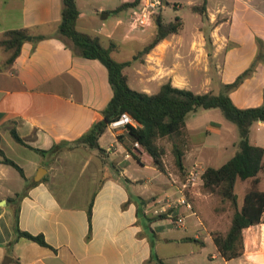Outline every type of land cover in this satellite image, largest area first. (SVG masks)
Instances as JSON below:
<instances>
[{"label":"crops","instance_id":"1","mask_svg":"<svg viewBox=\"0 0 264 264\" xmlns=\"http://www.w3.org/2000/svg\"><path fill=\"white\" fill-rule=\"evenodd\" d=\"M125 2L132 1L118 0L111 7L102 3L96 7L95 2L91 10L85 11L86 6L77 0V28L98 37L105 47L114 43L111 53L118 52L121 36L127 39L136 35L139 41L148 38L152 27L130 25L139 3L119 9ZM163 2L162 15L170 1ZM203 2L206 18L191 9ZM174 4L182 6L180 1ZM133 7L135 13L130 12ZM189 7L200 16L196 26L187 29L183 21L179 32L126 67L129 84L133 77L140 91L152 94L167 81L190 89L197 80L203 89L196 93H219L224 84L234 82L256 61L251 74L229 94L241 108L264 105V0H200ZM61 19L62 0H0V36L18 28H29L32 33L13 63H8L10 51L0 45L1 145L25 173L22 176L14 166L0 163V202L6 201L0 203V264H159L156 256L172 264H199L201 260L196 256L204 252L210 257L208 264H264V214L261 223L243 230V255L226 260L213 234L229 230L234 211L223 206L205 211L202 200L195 205L192 195L200 194L196 187L202 181L189 193L196 214L184 206L178 211L171 209L185 216L184 225H174L166 213H161L164 218H156L161 215L155 213L157 208L181 196L179 184L189 170L194 166L205 170L198 160L201 154L209 158L215 150L220 153L219 147L228 150L237 144L232 136L228 138L230 130L213 120L217 126L209 123L204 129L210 133L214 127L216 135L226 137L219 139L216 147L193 142L194 132L203 130L199 119L203 121L208 113L195 114L197 120L191 115L187 118L184 172L177 166L169 167L167 153L165 171L159 170L145 151L138 158L133 154L127 157L134 146L127 129L115 131L108 127L99 138L103 152L83 144L69 147L74 145L73 139L103 117L113 89L101 61L74 54L57 37ZM153 33L150 41L156 27ZM42 34L47 37L35 44L33 36ZM207 34L212 40L210 48ZM13 126L27 144L47 152L42 154L17 142L10 132ZM107 133L112 135L108 142ZM249 138L251 144L264 148V121L251 126ZM55 145L59 152L51 151ZM131 160L155 174L146 180L136 177ZM259 177L264 191L263 171ZM250 186V179L236 182L239 205ZM17 194L21 197L9 202ZM18 205L19 227L43 234L49 246L26 237L9 245L15 238L14 208ZM209 247L211 251L206 252Z\"/></svg>","mask_w":264,"mask_h":264},{"label":"trees","instance_id":"2","mask_svg":"<svg viewBox=\"0 0 264 264\" xmlns=\"http://www.w3.org/2000/svg\"><path fill=\"white\" fill-rule=\"evenodd\" d=\"M138 3L139 0L125 2L119 9L129 5L137 6ZM191 9L204 18L207 17L206 2L200 5H192ZM79 15L77 0H62V19L56 35L73 50L74 54L98 59L106 66L113 96L103 110V117L96 119L87 132L73 139L74 145L69 147L73 148L83 144L103 152L104 149L100 147L99 138L113 120L117 119L123 112H128L139 124L137 126L128 125L127 132L133 142L138 141L142 150L152 157L154 165L159 170L165 171L164 156L167 150L164 145L159 143V140L166 137L172 138L175 140L173 141L175 164L179 170L184 172L183 145L187 139L188 116L199 108H220L225 117L235 122L239 127V150L222 165L206 167L202 174V182L205 190L217 192L223 200L230 201L234 207L229 230L226 233L215 232L213 234L221 256L226 260H231L243 255V230L261 223L264 214V191L260 188L261 179L259 177V173L264 172V148L251 144L249 138L251 126L257 121H264V105L247 108L238 107L229 93L251 74L256 66V61L242 72L234 82L224 84L219 93L212 91L196 93L191 89L177 87L171 81H167L160 86L157 92L150 94L132 88L124 70L134 61L142 59L160 41L179 32L183 26L182 18L176 16L173 20L166 21L162 12L154 14L153 20L156 23L154 38L139 50L132 60L120 62L111 55L115 47L114 43L105 47L98 37L77 28ZM31 35L29 28L10 29L1 34L0 45L10 51L8 63L14 62L21 53L23 44ZM46 37L47 35L44 34L33 36V42L36 44ZM206 41L207 47L210 48L212 40L208 34ZM10 132L17 142L42 154L47 152L27 144L14 126L10 128ZM118 137L121 138V136ZM51 151L59 152L60 148L55 145ZM136 151L141 152L140 150ZM134 155L135 158H138L137 153ZM0 163L14 166L22 176H25L23 168L5 153L1 145V134ZM247 179L251 180V186L243 198L242 205H239L235 185L238 180ZM20 197L21 194H17L16 197L9 198V202L16 201ZM19 207L18 205L14 208L15 238L9 245H13L20 237H26L40 245L49 246L43 234H33L19 227ZM164 217L165 215L161 214L156 218ZM155 259L159 264H172L165 262L158 256Z\"/></svg>","mask_w":264,"mask_h":264},{"label":"rangeland","instance_id":"3","mask_svg":"<svg viewBox=\"0 0 264 264\" xmlns=\"http://www.w3.org/2000/svg\"><path fill=\"white\" fill-rule=\"evenodd\" d=\"M82 1V6L86 8H84V10L86 11V9L89 11L92 9L93 4L96 2V7L99 6V3L102 4H106L109 7H111L112 5L116 4L118 2V0H81ZM95 1V2H94ZM169 4H165V6L163 7V15L166 21H170L173 20L176 16H180L182 17L183 21H184V25L187 27V29L191 28V27H195L196 23H197V18L200 16H198L196 13L192 12L190 9V4L192 3H199L200 0H176V1H180L182 6L176 7L174 4L175 0H169ZM202 4V3H201ZM200 5V4H199ZM135 7H133L131 9L130 12L135 13ZM162 12V9H161ZM95 16H97L96 13H93ZM154 21V20H153ZM152 25V26H151ZM149 25L150 27H152V30H150L148 32V38L146 37L144 40H140L139 38L135 35V37H131V38H124L123 36L122 39L123 41L119 47V50L117 53H111L112 57L114 58V56L117 59L120 60H132L134 55L137 53L138 49L140 47H142V45H144L145 43H147L148 41H150V39L152 38V33L153 31H155V27H156V23L155 21L152 22V24ZM147 26V27H149ZM146 27V28H147ZM154 35V33H153ZM131 40H135L134 42ZM119 43V42H118ZM130 85L132 86V88L140 90L141 86H138L135 81L134 78L131 77L130 80ZM191 90H193L194 92H202V86H200V83L196 80H194L190 86ZM208 113L207 116H203L202 120L199 119L198 121V125L199 126H203V128H201L202 131H195L194 134H196V136L194 137L193 142L194 143H207L208 145H212L213 147H216V144H218V140L222 139V137H226L225 135H221L218 136L217 134V130L214 127L210 128V133L207 132L206 128L204 129V125L209 124V123H215V122H211L213 121H220L223 123V126L225 128H228L230 130V134L228 135V138H230V136L233 137L234 141H237L236 145L232 146L230 145L228 150H222L220 147V153L218 152V150H215L214 153H210V157L208 158L206 156V154H201L198 158V160L203 164V167H207V166H220L223 163H225L228 159H230L232 156H234L236 154V152L239 150V141H240V131H239V127L238 125L227 119L223 113V111L220 108H211V109H204V108H199L197 111L192 112L190 115V118L195 117L196 115H201V114H205ZM196 118V117H195ZM197 120V118H196ZM224 122H223V121ZM205 123V124H204ZM214 126H217L216 124H212ZM218 136V137H217ZM109 138H112V135L110 133H107V137L105 138V140L108 142ZM188 139V136L186 137ZM186 139V140H187ZM173 141H175L172 138H162L159 140V143L164 145L166 147L167 150V164L169 165V167L171 169L175 168V161H174V153H173ZM164 157V158H165ZM173 163V164H171ZM131 164L135 166V170H132V173L135 174L136 177H142L143 179H150L152 177V175L155 174V172L153 170H151L150 168H147L145 166L140 165L139 163H137L136 160H131ZM14 172H16L14 169H12ZM202 170V169H201ZM185 175V174H184ZM183 175V176H184ZM166 176L172 180L173 182V177L168 174L166 172ZM245 185H241L240 191L241 193L243 192V188ZM135 190V188H133ZM196 189L199 191L200 194L198 195H192V199L195 202V205H197L198 200H202L203 204H204V210L207 211L208 209H211L212 206H215L217 208H221L222 206L224 208H229L230 211H234L233 205L230 201H226L223 200L222 202V197L219 196V194L217 192H213L210 190H205L203 188V183L200 182L198 184V186L196 187ZM189 196V195H188ZM192 243L194 244V246H197L199 248V245L195 242L192 241ZM190 245V244H188ZM207 251H211V248L209 247ZM197 259L201 260V263L199 264H208V260L210 259V257H208L207 253H203L201 255H197L196 256ZM220 260V258H218ZM188 261H192L191 259ZM203 262V263H202ZM192 263V262H191Z\"/></svg>","mask_w":264,"mask_h":264},{"label":"built area","instance_id":"4","mask_svg":"<svg viewBox=\"0 0 264 264\" xmlns=\"http://www.w3.org/2000/svg\"><path fill=\"white\" fill-rule=\"evenodd\" d=\"M135 1V0H131ZM164 5L163 0H139V9L136 15L131 20V27L133 28H146L149 26L152 21L154 14H156L161 7ZM139 123L131 116L128 112H123L117 119L113 120L109 127L115 131L127 129L128 125L137 126ZM136 150H142V147L138 141L134 142L132 152L127 154V157H130L131 154H139L144 152H137ZM203 170L199 166H194L191 170L188 171L186 176L179 184V192L181 196L176 200H168L160 208L155 210L156 214L166 213L169 218L172 219V222L176 226H182L185 223V216L183 214H175V211L171 210L172 208L176 211L180 207H186L191 210L194 214V205L189 198V193L193 187H195L200 181H202ZM171 210V211H170Z\"/></svg>","mask_w":264,"mask_h":264},{"label":"water","instance_id":"5","mask_svg":"<svg viewBox=\"0 0 264 264\" xmlns=\"http://www.w3.org/2000/svg\"><path fill=\"white\" fill-rule=\"evenodd\" d=\"M30 39H31V37L28 38V40H30ZM41 173H42V171L40 170L38 175L41 176L42 175ZM3 202H6V201H2L0 203H3Z\"/></svg>","mask_w":264,"mask_h":264}]
</instances>
